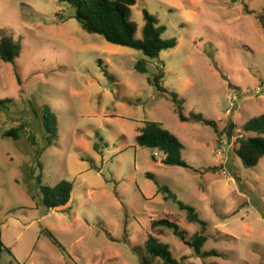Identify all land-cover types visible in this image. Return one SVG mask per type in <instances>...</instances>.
Returning a JSON list of instances; mask_svg holds the SVG:
<instances>
[{
    "label": "rangeland",
    "instance_id": "374dc122",
    "mask_svg": "<svg viewBox=\"0 0 264 264\" xmlns=\"http://www.w3.org/2000/svg\"><path fill=\"white\" fill-rule=\"evenodd\" d=\"M143 9L165 27L163 39L177 41L154 58L87 33L67 3L0 0V36L21 44L14 62L0 63V264H141L133 248L148 235L178 264H264V157L245 168L236 155L239 138L253 135L242 125L264 114V0H137L129 15L137 39ZM157 85L178 94L186 117L215 122L217 135L181 122ZM43 106L58 121L51 146ZM146 121L180 140L188 167L136 145ZM12 130L16 138L4 135ZM37 178L71 182L69 202L46 208ZM156 183L206 223L201 251L221 255L201 258L152 226L174 221L187 241L202 232Z\"/></svg>",
    "mask_w": 264,
    "mask_h": 264
},
{
    "label": "trees",
    "instance_id": "16d2710c",
    "mask_svg": "<svg viewBox=\"0 0 264 264\" xmlns=\"http://www.w3.org/2000/svg\"><path fill=\"white\" fill-rule=\"evenodd\" d=\"M137 0H58V2L67 3L74 12V18L80 24L82 29L90 34H98L112 44L129 47L140 50L148 58H154L159 55L162 50L173 48L177 45L175 38L163 39L162 34L165 27L159 24L156 16L149 13L146 9L142 10L144 25L142 27V38L135 37L137 25L129 19L130 8L136 4ZM21 53V44L8 36H0V63H12ZM137 71L146 72V63L139 60L135 65ZM18 82L19 79H18ZM160 92L166 93L176 105L178 118L181 122L195 121L202 122L212 127L217 135L216 123L205 119L201 114H190L186 117L183 110V100L177 93L167 91L157 85ZM42 127L46 140V146H51L58 138V121L55 113L48 107L43 106L41 109ZM234 124L229 123L226 130L230 136ZM245 133H251L252 136L241 137L238 140L236 155L240 158L245 168L255 167L260 159L264 157V114L254 116L248 119L241 127ZM5 136L16 138L14 131L6 132ZM219 136V134H218ZM35 145V143L30 140ZM136 145L160 152L163 157L161 163L164 165H175L188 167L183 160L181 151L183 145L180 140L169 130L165 129L161 123L155 121H146L135 137ZM154 159V156H153ZM148 177L153 179L151 174ZM39 190L41 193V202L48 209L59 208L65 206L71 197L72 183L67 180H61L56 185L43 186L37 178ZM157 184V183H156ZM157 193H162L165 199H171L177 204L180 210L186 211V220L188 223H198L202 226V232L195 234L191 240H185V234L179 230L178 225L174 221L168 219H160L152 222L153 227H161L171 232L181 241L190 247L194 253L203 258L209 254L221 255L216 251L202 252V246L207 240L203 234L206 223L199 219L195 209L176 199L164 186L157 184ZM140 194L143 196L141 191ZM2 243L0 241V248ZM64 252V248H61ZM138 255L141 264H178L171 254L169 245L160 242L152 235H148V239L144 247L133 248Z\"/></svg>",
    "mask_w": 264,
    "mask_h": 264
},
{
    "label": "built area",
    "instance_id": "2783aa9c",
    "mask_svg": "<svg viewBox=\"0 0 264 264\" xmlns=\"http://www.w3.org/2000/svg\"><path fill=\"white\" fill-rule=\"evenodd\" d=\"M236 101H237V99L235 98V96L234 97H231V96L228 97V104L230 105V109L234 108V104Z\"/></svg>",
    "mask_w": 264,
    "mask_h": 264
},
{
    "label": "crops",
    "instance_id": "0c3cea01",
    "mask_svg": "<svg viewBox=\"0 0 264 264\" xmlns=\"http://www.w3.org/2000/svg\"><path fill=\"white\" fill-rule=\"evenodd\" d=\"M143 127V126H142ZM142 127H140V128H142ZM140 128H138V131L140 130ZM153 151H155V150H153ZM155 152H157V151H155ZM158 153H160V152H158ZM161 154V153H160ZM162 155V154H161ZM155 157V156H154ZM162 157H163V155H162ZM162 157H161V159H162Z\"/></svg>",
    "mask_w": 264,
    "mask_h": 264
}]
</instances>
